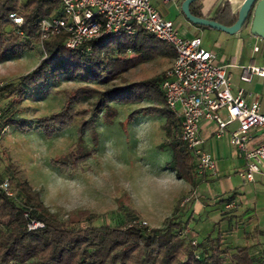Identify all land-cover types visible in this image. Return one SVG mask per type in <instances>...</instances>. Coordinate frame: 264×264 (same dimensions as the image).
<instances>
[{"label": "trees", "instance_id": "16d2710c", "mask_svg": "<svg viewBox=\"0 0 264 264\" xmlns=\"http://www.w3.org/2000/svg\"><path fill=\"white\" fill-rule=\"evenodd\" d=\"M203 1H193L190 8L194 15L205 18ZM58 9V0H0V62L8 54L34 50L40 44L44 50L33 70L7 81L0 90V137L8 126L24 132L36 130L51 138L61 129L77 124L76 142L66 153L52 159L53 165L75 171L97 155V120L102 116L105 122L113 123L118 114L113 104L153 101L143 110L165 118V146L172 151L165 168L175 171L178 178L196 189L207 174L197 173L195 156L181 138V119L166 104L162 84L167 70L140 81L117 83L140 63L159 57L175 58L174 48L141 27L132 34L121 30L95 38L75 49L66 46L65 33L42 41L40 22ZM13 12L23 17L21 26L10 17ZM212 19L232 26L238 15L230 0H222ZM249 23L250 17L244 26ZM133 54L138 57H132ZM63 77L80 85L65 90L60 110L35 121L12 115L13 108L22 112L21 104L30 92L47 95ZM4 101L9 102L6 108ZM83 101H91V107H82ZM87 135L93 142L92 149L86 147ZM9 168L10 176L0 174V184L7 178L14 192L8 196L0 189V264H225L228 251L223 247L220 231L197 242L183 234L189 224V218L183 220L185 198L177 202L159 227L144 223L131 202L121 208L123 223L96 225L100 214L90 209L71 210L65 218L61 211H52L43 201L41 191L30 183L26 171L15 161L9 163ZM33 220L44 226L30 229L28 224ZM231 258L233 264H264V251L256 256L250 245H240Z\"/></svg>", "mask_w": 264, "mask_h": 264}, {"label": "rangeland", "instance_id": "374dc122", "mask_svg": "<svg viewBox=\"0 0 264 264\" xmlns=\"http://www.w3.org/2000/svg\"><path fill=\"white\" fill-rule=\"evenodd\" d=\"M43 55L41 44L34 50L8 54L0 62V80L12 81L29 73ZM132 57L138 56L133 54ZM171 58L159 57L140 63L124 73V78L117 83L140 81L168 70L172 66L169 64ZM79 85L80 82L63 77L60 83L54 84V89L47 95L30 92L21 104L22 112L13 108L12 115L35 121L38 117L58 111L64 104L65 90ZM95 86L102 88L100 85ZM91 103L83 101L81 106L89 108ZM152 103L153 101L145 100L134 104H113L118 110L114 122L109 124L102 116L97 120L99 131L97 155L88 158L75 171H66L53 165L52 159L66 153L76 142L77 124L61 129L51 138L36 130L24 132L8 126L3 129V135L0 137L2 154L0 174L10 176L9 163L17 162L26 171L33 187L41 191L45 204L52 211H61L63 218L71 210L90 209L100 214L95 221L96 225H116L124 222L121 208L131 202L148 225H154L159 217L166 213L172 194L182 190L175 185L172 186L171 179L162 175L163 166L170 161L172 151L169 146H165V142L168 141L164 131L165 118L147 114L143 110ZM8 106L9 102L4 101L3 107ZM131 114L133 116L129 118ZM86 143L88 149L93 148V142L88 135ZM227 178H233L228 187L225 185ZM232 178L224 177L222 182L213 180L203 185V190L210 197L207 199L206 211L198 214L197 225L193 223L183 233L197 242L208 234L216 235L220 231L223 235V247L228 251L225 264H233L231 254L236 251L237 246L245 245L247 242L245 237L247 230H244L247 229V222L229 223L226 218L219 216L235 213V208L238 207V219H244L247 211L245 201L256 208L255 212H264V184L245 181L238 175ZM222 185H225V192L222 191ZM194 196L190 194L187 197H191L192 200ZM196 198L197 196L194 200ZM222 198L235 201L236 206L226 210L224 208L226 201H223L221 209L213 210L217 205L215 202ZM223 220L225 223L221 225ZM227 224L229 225L226 226ZM240 226L244 229L238 231ZM250 233L254 239L260 240L252 250V253L258 256L262 254L261 249L264 247L263 238L259 237L256 227Z\"/></svg>", "mask_w": 264, "mask_h": 264}, {"label": "built area", "instance_id": "2783aa9c", "mask_svg": "<svg viewBox=\"0 0 264 264\" xmlns=\"http://www.w3.org/2000/svg\"><path fill=\"white\" fill-rule=\"evenodd\" d=\"M58 1V11L40 22L42 41L65 33L66 46L75 49L92 39L121 30L132 34L141 27L171 45L176 57L166 72L162 89L167 106L181 119V138L197 160V173L218 174L217 159L204 147L200 136L201 122L214 121L218 126L217 137L237 122L238 127L230 132V137L246 159L240 174L245 181L256 180L264 165V110L258 102L248 100L243 88L233 92L228 66L216 62V54L204 47L201 37L184 38L174 21L164 18L152 0ZM10 17L18 26L22 25L20 14L13 12ZM18 32L24 35L23 30ZM254 75L264 77V67H244L241 79L249 82ZM6 84L7 81L0 80V90ZM0 189L8 196L14 195L7 178L1 182ZM190 200L191 197H186L183 204ZM235 206V201L228 200L224 208L230 210ZM28 226L36 229L44 224L33 220Z\"/></svg>", "mask_w": 264, "mask_h": 264}, {"label": "crops", "instance_id": "0c3cea01", "mask_svg": "<svg viewBox=\"0 0 264 264\" xmlns=\"http://www.w3.org/2000/svg\"><path fill=\"white\" fill-rule=\"evenodd\" d=\"M183 1L184 0H152V3L164 18L174 21L177 30L184 38L201 37L204 47L216 54V62L228 66V70L231 74L233 92L236 93L240 88H243L246 92L248 100L250 102H258L264 110V77L254 75L249 82H244L241 79L244 67L250 65L264 67V38L252 34L250 23L248 26H243L238 32L233 34L209 26L200 27L202 25L194 24L184 14L182 10ZM221 1L222 0L203 1L202 12L207 15L205 18H213L216 9ZM230 2L233 12L239 15L240 6L244 2V0H230ZM242 29L245 30L242 31ZM174 60L175 58H171L169 64L173 65ZM236 127H238L237 122L230 124L224 135L221 137H217L216 132L218 126L214 121L201 122L200 136L204 139V147L208 151H210L217 159L218 174L216 176L207 175V177L199 184V186L194 189L190 182L178 178L175 171L166 169L165 167L167 164L163 166L164 173L162 175L164 177L170 178L172 186L175 185V187H179L182 191L179 192L178 190L177 193L172 194L173 197L170 198L169 205L166 208V213L159 217L157 223L149 226H161L163 220L171 215L178 201L184 199L185 196L187 197L190 194H194V198L196 196L197 198L196 200H194V198L192 197V200L186 204V213L183 217V220L189 218L188 226L191 227L193 223L196 224L199 221V219H197L198 214L206 211V205L208 203L207 199H210L207 193L203 190V185H205L206 182L213 180L222 182V179L224 177L231 176L232 178V176L236 175L241 176L240 171L244 169L246 159L242 155V153L239 152V150L232 144L230 137V132ZM195 162L197 164L196 159ZM198 176L201 177L200 175ZM241 178L243 179L242 176ZM227 179L228 180L225 181L226 187L231 185V181L233 180V178ZM253 182H257L259 183V185L264 184V165L262 166V173L257 174L256 180ZM225 185H222V191L224 192L226 191ZM225 200L229 199L222 198L219 201H216L215 204L217 205L213 210H217L219 208L221 209V202ZM248 203V201L244 202L247 207L244 219H238V207L235 208V213L233 212L229 215L221 214L219 218H226L225 220L229 223H240V221L242 223L247 222V229H244L240 226L238 228V231H241L242 229H244L245 231L247 230V234L245 235V237L247 238V242L245 243V245H250L252 251L253 246L260 242V240L254 239L252 237V233H250L255 230V227L258 229L259 237L263 238L262 242L264 243V212H255L256 208L251 207L252 205ZM229 216L232 217L230 218ZM225 220L221 222V225L225 223ZM249 222L251 223L248 224ZM228 225L229 224H227L226 226ZM261 251L263 253L264 247L263 249H261Z\"/></svg>", "mask_w": 264, "mask_h": 264}, {"label": "water", "instance_id": "95a60500", "mask_svg": "<svg viewBox=\"0 0 264 264\" xmlns=\"http://www.w3.org/2000/svg\"><path fill=\"white\" fill-rule=\"evenodd\" d=\"M193 1L195 0H184L182 10L186 17L194 24L209 26L233 34L238 32L250 17L252 34L264 38V0H245L239 10L238 20L232 26H226L215 20L194 15L190 8Z\"/></svg>", "mask_w": 264, "mask_h": 264}]
</instances>
